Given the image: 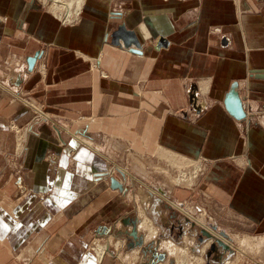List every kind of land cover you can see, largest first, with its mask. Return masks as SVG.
<instances>
[{"label": "crops", "instance_id": "1", "mask_svg": "<svg viewBox=\"0 0 264 264\" xmlns=\"http://www.w3.org/2000/svg\"><path fill=\"white\" fill-rule=\"evenodd\" d=\"M46 1L0 0V144L8 122H32L33 110L11 100L19 91L31 90L69 125L33 124L19 173L0 182V264L101 261L87 251L93 234L134 221L123 188L99 165L101 146L112 151L113 142L146 158L201 159L197 190L215 220L263 230L264 0H84L72 25H61ZM232 81L242 120L223 104ZM141 205L150 216V203ZM151 207L160 237L179 239L182 219ZM220 222L214 228L228 233ZM141 235V247L137 238L129 246L144 248Z\"/></svg>", "mask_w": 264, "mask_h": 264}, {"label": "rangeland", "instance_id": "2", "mask_svg": "<svg viewBox=\"0 0 264 264\" xmlns=\"http://www.w3.org/2000/svg\"><path fill=\"white\" fill-rule=\"evenodd\" d=\"M54 1L56 0H48V2L46 1L41 3L46 6V9H48V6H51ZM58 4H62V2L58 1ZM71 7H73V5ZM109 8H111L112 10L118 7H116L114 4H109ZM52 13H54V15L58 17V15L62 13V10H54ZM61 25L63 24L61 23ZM217 31L218 30H215V32L213 33H216ZM91 62L92 61H90L91 68L94 69ZM44 69L45 68L43 65L41 66V68H39V71L40 73H42V75L45 74ZM11 100L20 101L31 110L32 108L29 104L35 103L34 105H37V107L40 108L39 113H44L46 119H36L35 114L37 112L35 113L32 111L34 113L32 122H28L27 124H25V126L21 125V127H19L21 131L29 127V129L26 132L24 131L23 135H21V143L18 142L15 136V132L12 130L13 122H8V131L4 138L5 141H3L4 145L0 144V182L2 180L6 181L9 176H14L19 173V157L24 152L27 134L31 130L33 124L47 121L50 122L57 119L56 121L59 127L68 129L67 126H69L68 123H63L62 121H60V116L47 112L44 107L45 103L38 100L34 95H32L31 90L19 91L16 97L11 96ZM49 117L51 118V120ZM88 145H90L92 148L95 147L93 144ZM111 146L113 147V149L111 148L112 151H110V149L108 150L107 147L101 146L102 148H104V150L106 149L107 151L105 150L106 156L103 155L105 160H102L100 158L102 161H104V163H99V165L107 169L105 175H107L108 180H110V177L114 178L120 185L119 187L123 188L122 194L120 193V191L117 192H119L127 202L126 205L129 207V209L126 213L133 216L134 221L132 222V224L123 226L120 220V223L117 222L116 224H114L115 226L112 227L113 229H104V231H98L93 234L92 238L88 242L87 251L92 253L95 258H98L97 255L99 247H101V249H105L104 254L100 257L101 261H99L98 264H102L106 258L110 260L113 259L117 261L116 263L118 264H148L147 257H149L151 253L155 254L156 256L162 253V255L164 256L163 259H165V256L167 255L164 253L165 250L163 249L162 245L167 241L173 243L175 246H177V248L186 250L187 255H184L185 253L182 254V259L181 255H178L180 256V258H178L179 262H177L178 260L175 262L176 255H168L165 261L163 259L162 261L156 260L155 264H161L160 262L163 261L164 264H181V262L183 264H198L192 263L190 260L196 258L203 259V263L201 264H217L214 263L211 256L209 258H206L205 254L202 255L200 253V251L205 248V244H208V242H212L213 246L217 247V241H221L226 245L228 249H230L231 255H229L228 253L230 259H226V261L223 260L224 262H229L231 260L232 264H264V229L256 230L254 227L245 226L243 224H240L236 220L225 217L219 218V221H221L220 223L222 225H218V227L226 229L228 233H220L214 228V223L219 221L215 220L213 215L214 213L208 209L207 205H203L205 204V200L203 199L205 195L202 193V191L200 192L197 190V179L205 167L201 159L195 160L175 156L178 160L183 159L185 161L183 164L187 165V167H176L173 161H171L170 159V161L167 159H163L161 157L162 153H158L155 156L146 158L143 156L133 155L131 152H129V150L125 149L118 143L113 142V145ZM98 149L100 148L98 147ZM110 159L112 161H109ZM108 162L110 163L108 164ZM71 164L74 163L71 161L67 166ZM188 164H190V166ZM182 174H186L189 176H185ZM193 174L195 176L197 175V178L193 185H191L193 179L195 178ZM185 181L188 185L185 184ZM173 184H175V186ZM189 185H191V187H189ZM173 187H179V189L188 190L189 195H184V197L182 196L181 199L175 197L172 194L170 195L169 191ZM115 189L118 188L115 187ZM191 191L194 192L192 193ZM39 198L43 200L45 197L44 195H40ZM201 201H203V203ZM147 203H150V207L148 209L150 216H148L146 210L145 212L143 211L144 209H147L148 205L145 206L144 209H142L141 205H145ZM154 203L163 206V208L167 209L168 211L176 213L179 218L182 219V236L184 234L185 237L182 238L181 236L177 240H173L168 237H160L162 231L159 229L160 227L156 225V221H154L155 218L151 214V206ZM197 205L200 206L197 207ZM145 219L146 221H149L148 223H150V226L157 231V237H154L152 239V242L154 243L151 244L152 248L148 247V244L145 245L146 256L143 255L142 250H136V247L133 248L128 244L137 241L136 238L141 234L146 238L147 233L142 228H139L140 230H135L133 228V223L134 226L138 228L139 223H144ZM122 231H125L126 234L128 233L127 236L126 234H123ZM203 231H206L207 234H211L212 236H214L216 240H213V238L207 240L205 236L206 234H204ZM138 232L140 234H138ZM187 236H192L193 242L191 241V239L187 238ZM244 238L247 239L244 240ZM125 240L127 242H124ZM243 241H245L244 244ZM218 247L221 249L220 246ZM228 249H226L225 251H227ZM220 253L224 255V258H227V253H225L223 249H221ZM221 264H223V262Z\"/></svg>", "mask_w": 264, "mask_h": 264}, {"label": "bare ground", "instance_id": "3", "mask_svg": "<svg viewBox=\"0 0 264 264\" xmlns=\"http://www.w3.org/2000/svg\"><path fill=\"white\" fill-rule=\"evenodd\" d=\"M58 1H60V2H62V4H58ZM66 2H68V3H66ZM83 2H84V0H56V1H54L52 4H51V6H52V12L54 11V10H62V13L61 14H59L58 15V20L63 24V25H72V24H75L77 21H78V18H79V15H80V10H81V5L83 4ZM59 5V6H58ZM73 5V7H71ZM62 7H64V8H62ZM65 15V16H64ZM92 67L94 68V69H97V66L96 65H92ZM30 105V107L32 108V110H33V112H37L36 114H35V118L36 119H40V118H44V119H46V117H45V115L44 114H42V112H40L39 113V111H40V108L39 107H37V105H34V104H29ZM44 115V116H43ZM34 117V116H33ZM29 125H31V124H29ZM29 129V127L28 128H26V129H24V130H20V128L18 127V126H16V125H14V124H12V130L15 132V136H16V138H17V140H18V142H20L21 143V135H23V133H24V131L26 132L27 130ZM25 135H26V133H25ZM25 139V138H24ZM161 157L163 158V159H167V160H171V161H173V163H174V165L176 166V167H179V166H182V167H187V165L185 164H183L185 161L182 159H177L174 155H172V154H170V153H162L161 154ZM169 160V161H170ZM189 163V162H188ZM191 164V163H190ZM190 164H188L189 166H190ZM197 168V167H196ZM160 172H162V171H160ZM182 175H185V176H189V175H186V174H182ZM194 175V174H193ZM192 176V175H191ZM197 176V175H196ZM195 175H194V179H193V182H192V184L191 185H193V183L196 181V177ZM192 178V177H191ZM181 180V179H180ZM191 180V179H190ZM188 182V181H187ZM189 183V182H188ZM185 184H187L186 183V181H185ZM174 186H175V184H173ZM188 185V184H187ZM191 185H189V187H191ZM186 187H188V186H186ZM116 188H119V186L118 187H116ZM143 213V212H142ZM142 216V215H141ZM139 222V221H138ZM149 221H146V219H145V221H144V223H142V224H140L139 223V226H138V228H136V230L137 229H139V228H142L146 233H147V235H146V238L143 236V238H144V240L143 241H146V243L145 242H143V244L144 245H146L147 244V242H149V241H151L154 237H157V231L154 229V228H152L151 226H150V223H148ZM138 224V223H137ZM208 225V224H207ZM153 226V225H152ZM133 228H134V223H133ZM140 230V229H139ZM204 234H206L207 235V237L208 238H210V239H212V235L211 234H207L206 233V231H204ZM136 235V234H135ZM230 238V237H229ZM209 239V240H210ZM247 239V238H246ZM245 238H244V240H246ZM137 240H138V242H137V245H136V247H141L142 246V239L141 238H139V237H137ZM189 240V239H188ZM208 240V239H207ZM214 240V239H213ZM256 241V240H255ZM257 241H259V240H257ZM219 241H217L216 243H218ZM245 243V241H243V244ZM258 243V242H257ZM193 244V243H192ZM259 244V243H258ZM262 244V243H261ZM261 244H260V246H261ZM143 245V247L144 248H139L140 250H142V251H144V252H146V247ZM206 246H205V248L204 249H202V251H200V253L202 254V255H204L205 254V256H206V258H209L210 256L212 257V260L214 261V263H217V264H221L222 262H223V264H232V262H231V260L229 261V262H224V261H226V259L227 260H229L230 258H229V255H231V253H230V249H228L227 247H226V245L225 246H221V245H219V243H218V246H220L221 247V249H223L224 250V252L225 253H227V258H224V255L223 254H221L220 253V251H221V249L217 246H213V244H212V242L210 243V242H208V244H205ZM263 245V244H262ZM149 246H150V248H152V246H151V244H149ZM248 246V245H247ZM257 246V245H256ZM106 247V246H105ZM162 247H163V249L165 250V254L168 256V255H170V256H174V255H176V257H175V262L177 261V262H179V259L178 258H180V256H178V255H181V259H182V257H183V255L182 254H184V255H187L186 253V250H184V249H181V248H177V246H175L173 243H171L170 241H167L166 243H163V245H162ZM161 247V248H162ZM207 247V248H206ZM249 247V246H248ZM254 248H256V247H254ZM226 249H228L227 251H225ZM101 247H99V249H98V255L97 256H99V258L104 254V251H105V249H103V253H101ZM196 252V251H195ZM210 252H211V255H210ZM228 253H229V255H228ZM159 256V255H158ZM158 256H156L155 254H151L150 255V257H149V260H148V264H150V263H152V262H154V264H155V261L156 260H161L162 261V259H158L157 257ZM167 256H165L166 258H167ZM188 257V256H187ZM232 257V256H231ZM165 258V259H166ZM146 259V258H145ZM165 259H163L164 261H165ZM199 259V260H198ZM196 258V259H190L191 260V262L192 263H198V264H201V263H203V259H200V258ZM45 260V259H44ZM224 260V261H223ZM164 261L163 262H160L161 264H164ZM186 262V261H185ZM134 263V262H133ZM135 264V263H134ZM159 264V263H158ZM181 264H183L182 262H181ZM187 264V263H186Z\"/></svg>", "mask_w": 264, "mask_h": 264}, {"label": "water", "instance_id": "4", "mask_svg": "<svg viewBox=\"0 0 264 264\" xmlns=\"http://www.w3.org/2000/svg\"><path fill=\"white\" fill-rule=\"evenodd\" d=\"M122 31L124 32V28L121 26L119 28V30L117 31V34L118 35L121 34ZM131 37H132L131 38V40H132L131 43L134 44L138 48L139 44H138L137 39L134 38L132 35H131ZM134 51H135V53L141 52L138 49H134ZM237 89H238V83L236 81H232L228 91L225 93V95L223 97V104H224V107H225L226 111L232 117H234L237 120H242V119H244L246 117V112L244 110L243 102H242V99H241ZM114 181H115V184L117 185V187L120 186L115 179H114ZM218 243H219V245H221V246L223 245L224 246V244L221 241H219ZM163 257L164 256L161 253L157 258L158 259H163ZM150 264H154V262H152Z\"/></svg>", "mask_w": 264, "mask_h": 264}]
</instances>
